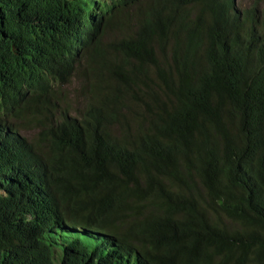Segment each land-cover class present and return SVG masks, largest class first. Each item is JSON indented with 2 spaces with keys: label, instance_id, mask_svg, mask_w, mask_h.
Wrapping results in <instances>:
<instances>
[{
  "label": "trees",
  "instance_id": "16d2710c",
  "mask_svg": "<svg viewBox=\"0 0 264 264\" xmlns=\"http://www.w3.org/2000/svg\"><path fill=\"white\" fill-rule=\"evenodd\" d=\"M103 7L0 0V264H264V0Z\"/></svg>",
  "mask_w": 264,
  "mask_h": 264
},
{
  "label": "rangeland",
  "instance_id": "374dc122",
  "mask_svg": "<svg viewBox=\"0 0 264 264\" xmlns=\"http://www.w3.org/2000/svg\"><path fill=\"white\" fill-rule=\"evenodd\" d=\"M101 3L102 6V10L104 9L103 7V3L104 1L109 3L110 0H98ZM235 1V5L237 6V8H243L246 9L248 8L250 5H252V3L255 0H234ZM87 31V30H86ZM78 82L74 81L71 85H69L66 88V93L69 94L70 98L72 100L75 101V97H76V91H78ZM68 233L71 235L69 236V238H79L83 243L89 245V246H93L95 245L99 240H100V236L98 234H88L85 233L82 230H78V231H68ZM60 255H61V249L59 247H56L54 250V255L52 256V263L53 264H59V260H60Z\"/></svg>",
  "mask_w": 264,
  "mask_h": 264
},
{
  "label": "clouds",
  "instance_id": "9594fccd",
  "mask_svg": "<svg viewBox=\"0 0 264 264\" xmlns=\"http://www.w3.org/2000/svg\"><path fill=\"white\" fill-rule=\"evenodd\" d=\"M110 2V1H109Z\"/></svg>",
  "mask_w": 264,
  "mask_h": 264
}]
</instances>
